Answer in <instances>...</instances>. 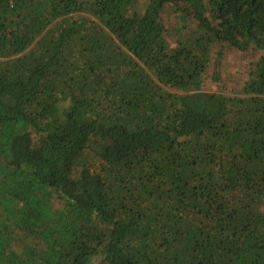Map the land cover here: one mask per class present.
Segmentation results:
<instances>
[{"label":"trees","instance_id":"16d2710c","mask_svg":"<svg viewBox=\"0 0 264 264\" xmlns=\"http://www.w3.org/2000/svg\"><path fill=\"white\" fill-rule=\"evenodd\" d=\"M0 264H264V0H0Z\"/></svg>","mask_w":264,"mask_h":264},{"label":"rangeland","instance_id":"374dc122","mask_svg":"<svg viewBox=\"0 0 264 264\" xmlns=\"http://www.w3.org/2000/svg\"><path fill=\"white\" fill-rule=\"evenodd\" d=\"M234 63V62H233ZM235 64V63H234ZM96 260V259H95ZM96 263H99L98 260H96Z\"/></svg>","mask_w":264,"mask_h":264}]
</instances>
